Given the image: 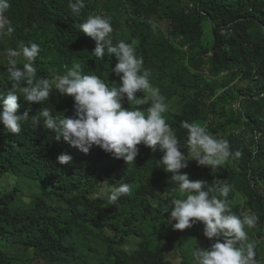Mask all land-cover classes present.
Segmentation results:
<instances>
[{"label":"clouds","instance_id":"1","mask_svg":"<svg viewBox=\"0 0 264 264\" xmlns=\"http://www.w3.org/2000/svg\"><path fill=\"white\" fill-rule=\"evenodd\" d=\"M60 1L66 9L69 2L76 29L95 41L91 56L100 60L106 56L104 59L112 61L111 72L119 78V84L111 86L109 79L105 81L93 72L83 73L79 62H73L62 75L53 71L51 78L38 77L35 61L40 45L20 40L4 53L7 67L0 65V74L5 73L7 80L4 76L1 79L8 84L0 91V124L9 133L19 134L37 110L35 105L48 102L54 89L70 96L73 115H53V109L46 107L39 112L42 123L31 120L34 127L42 125L57 140L62 138L69 144L67 153L57 156V163L67 166L75 158L98 152L104 155L106 158L96 163L95 177L85 183H97L96 195L109 200L112 206L131 189L128 199H133V194L140 192V183L147 179L163 194V200L150 207L148 216L141 217L140 209L132 210L130 219L123 220L124 231L151 226L149 233H154L158 242L163 241L169 255L180 251L183 264L186 252L181 247V236L201 222L197 236L187 235L186 239L196 245L192 252L196 264H257L256 245L248 236V228L254 227L258 218L253 210L244 211L243 194L238 198L245 213L239 216L226 202L234 187L228 177L232 168L238 167L241 152H233L226 139L217 137L218 129L211 118L204 123L183 121L187 138L180 140L177 128L164 117L170 112V98L150 83L147 64L168 67L172 89L179 94L183 107L188 102L203 101L208 95L213 101L226 90L243 99L248 97L259 80L256 67L264 64V55H259L262 47L254 43L264 37V0H220V20L204 33L200 27L194 28L191 19L194 13L207 16L200 2L178 11L173 0V9H164L161 0ZM12 5L13 0H0L3 47L15 32L10 20L17 7ZM248 67L254 82L247 88H231L241 82ZM228 78L230 83L223 86ZM259 96L264 99V90ZM142 99L147 108H137ZM125 100L130 107L123 105ZM242 105L240 99L233 103L239 111ZM246 130L245 125L237 133ZM140 144L146 147L139 150ZM148 153H158V159L155 161ZM210 173L214 178L206 186L204 179ZM10 182H15L14 176ZM0 188L11 190L7 178L0 181ZM85 232L82 224L70 230L66 241L74 246L63 264H133L131 257L139 249L127 242L134 235H114L110 241L95 243L79 238ZM29 249H18L15 254L31 255L34 249Z\"/></svg>","mask_w":264,"mask_h":264},{"label":"trees","instance_id":"2","mask_svg":"<svg viewBox=\"0 0 264 264\" xmlns=\"http://www.w3.org/2000/svg\"><path fill=\"white\" fill-rule=\"evenodd\" d=\"M161 1L164 2V9L174 8L170 0ZM173 1L178 11L191 8V4L195 7L201 3V8L207 16L199 13L191 16L192 25L195 29L200 27L201 33L220 20V0ZM32 3L39 5L34 6ZM68 3L67 10L60 0H13L12 7H17V11L11 12L10 21L15 32L8 39L7 45H0V65H6V49L15 48L16 43L23 40L40 45L41 52L35 61L38 77L51 78L50 73L53 71L62 75L73 62H79L83 73L93 72L105 81L109 79L111 86H118L119 78L111 72L112 61L104 59L106 56L103 60L91 56L95 41L80 32L79 28L76 29L77 23ZM254 43L262 47L259 49L261 57L264 55V37L261 36ZM147 68L151 72L150 83L170 98V112L165 113L164 117L170 126L177 128L176 135L180 140L186 141L187 138V132L182 127L183 121L204 123L211 118L218 129L217 137L226 139L233 152H241L237 157L238 167L234 166L228 177L234 187L226 202L231 212L238 216L248 209L255 212L257 223L248 228V236L256 245L257 264H264V120H261L264 118V99L259 96L264 90V64L261 62L256 67L259 80L248 92L251 97L243 99L240 98L241 95L228 93L226 90L213 101H210L211 95H208L203 101L188 102L184 107L183 102L178 99L179 94L172 89L168 67H152L147 64ZM4 74H0V91L4 85H8ZM1 76L5 77V81ZM244 76L241 82L231 88H247L254 82L250 67L244 68ZM228 80L223 86L230 83L231 79ZM238 99L243 102L241 111L233 106ZM142 101L143 99L137 102V108L149 106ZM206 103L210 106H206ZM123 105L130 107L131 103L125 100ZM46 107L53 109V115H73V99L70 96H62L54 89L48 102L35 105L37 110L30 116L29 122L22 126L21 133L11 134L0 124V181L7 178L11 185L22 179L32 180L38 182L41 189L39 194L26 196L18 186L10 191L0 188V264H63L68 251L74 246L66 241V237L70 230L79 224L87 229V232L79 237L86 242L92 239L95 243L107 242L114 235L122 238L134 235L127 242L139 249L131 257L133 264H175L163 241L158 242L154 233H149L148 228L151 226L142 227L140 230L137 228L136 231H124L122 225L123 220L130 219L131 214H134L132 210L140 209L141 217L148 216L146 213L150 207L160 203L164 198L163 194L147 179L140 183V192L133 194V199H128L133 193L132 189L130 194L121 196L114 206L109 200L99 198L96 195L99 192L98 184L86 185L85 181L95 177L96 163L106 157L98 152L91 156L75 158L73 163L67 166L57 163V156L67 153L69 144L62 138L57 140L55 134L42 125L34 127L31 123L32 119H39L42 123L39 112ZM146 110L142 109L144 112ZM246 117L248 121L245 120ZM245 125L247 130L238 134L237 129ZM137 147L140 150L146 146L140 144ZM148 154L152 158L155 157V161L158 159V153ZM13 176L14 183L10 182V177ZM211 178L214 176L210 173L204 179L206 186L210 184ZM240 193L245 198L244 211L238 198ZM202 226L201 222H196L181 236V247L186 252L183 264H196L192 256L196 245L194 242L187 243L186 239L187 235L197 236L199 227ZM174 232L180 237L178 232ZM258 238H262V241L258 242ZM30 247L34 249L31 255L15 254L18 249L25 248L28 251Z\"/></svg>","mask_w":264,"mask_h":264},{"label":"rangeland","instance_id":"3","mask_svg":"<svg viewBox=\"0 0 264 264\" xmlns=\"http://www.w3.org/2000/svg\"><path fill=\"white\" fill-rule=\"evenodd\" d=\"M10 185V183H9ZM15 186H18L20 188V191L23 195L26 196H32V195H36L39 194L41 189L39 187V183L32 181V180H25L22 179L20 182L16 183V184H11L10 188H14ZM49 187V185H46ZM176 247V245H175ZM170 257L177 263L180 264V257H181V253L180 251H175L174 253H172L170 255Z\"/></svg>","mask_w":264,"mask_h":264}]
</instances>
